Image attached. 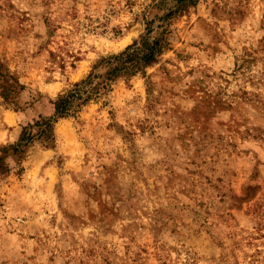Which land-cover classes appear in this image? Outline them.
<instances>
[{"label":"rangeland","instance_id":"obj_1","mask_svg":"<svg viewBox=\"0 0 264 264\" xmlns=\"http://www.w3.org/2000/svg\"><path fill=\"white\" fill-rule=\"evenodd\" d=\"M157 2L0 0V264H264V0ZM150 20L155 63L12 148Z\"/></svg>","mask_w":264,"mask_h":264},{"label":"trees","instance_id":"obj_2","mask_svg":"<svg viewBox=\"0 0 264 264\" xmlns=\"http://www.w3.org/2000/svg\"><path fill=\"white\" fill-rule=\"evenodd\" d=\"M169 1L166 12L159 16L160 20L166 21L175 15L182 14L199 2V0ZM152 22V20L147 22V31L144 35L122 51L102 57L98 64L107 69L104 74L92 71L85 78L72 83L64 92L58 94L52 101L53 113L50 116L40 115L39 118L24 126L19 141L12 148L18 151L35 140H40L46 146L51 145L55 141V123L60 118L77 114L92 99L109 91L115 79L143 72L146 67L155 63L168 42L163 36L151 37ZM96 67L97 65L94 69Z\"/></svg>","mask_w":264,"mask_h":264}]
</instances>
